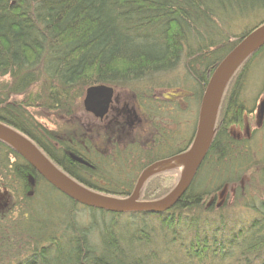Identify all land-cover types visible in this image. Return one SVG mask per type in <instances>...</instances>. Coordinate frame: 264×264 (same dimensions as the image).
<instances>
[{
	"label": "trees",
	"instance_id": "trees-1",
	"mask_svg": "<svg viewBox=\"0 0 264 264\" xmlns=\"http://www.w3.org/2000/svg\"><path fill=\"white\" fill-rule=\"evenodd\" d=\"M262 24L264 0H0V123L84 187L127 198L147 169L188 151L212 72ZM263 57L264 47L227 82L211 146L164 213L84 207L0 141V264H264V201L250 200L264 184V140L231 131L263 92ZM97 86L126 91L141 125L84 129L75 116ZM35 110L63 125L46 128ZM152 178L139 201L171 191L172 178Z\"/></svg>",
	"mask_w": 264,
	"mask_h": 264
},
{
	"label": "water",
	"instance_id": "water-1",
	"mask_svg": "<svg viewBox=\"0 0 264 264\" xmlns=\"http://www.w3.org/2000/svg\"><path fill=\"white\" fill-rule=\"evenodd\" d=\"M262 47H264V24L255 27L243 36L216 66L200 101L197 125L191 145L184 155L179 156L185 160L180 178L174 188L157 201H139L138 194L143 183L153 174L154 168L163 163L147 169L141 175L132 194L127 198L119 199L93 192L71 179L52 164L31 140L1 123L0 141L13 149L55 190L84 207L114 214L164 213L176 205L188 190L211 146L216 114L227 82L236 69ZM112 97L113 91L108 87L97 86L88 89L83 100V108L85 112L102 119L108 111Z\"/></svg>",
	"mask_w": 264,
	"mask_h": 264
},
{
	"label": "rangeland",
	"instance_id": "rangeland-1",
	"mask_svg": "<svg viewBox=\"0 0 264 264\" xmlns=\"http://www.w3.org/2000/svg\"><path fill=\"white\" fill-rule=\"evenodd\" d=\"M248 21L249 20H247L246 22L245 21L240 22L236 28L235 33L242 32L243 31L242 29H245L249 25L252 24L251 22H248ZM257 67H258L257 68L258 72L260 71V74H261L260 78L264 79V57H263V65L260 66V64H259V66H257ZM260 68H261V70H260ZM252 75H257V74L255 72ZM112 91H113L114 102H116L114 109H116L117 111H112L109 114V117L107 118V120L103 121V123H102V121L91 116L89 113L85 112V110L83 108V100L85 97V94H84V97L82 99V110L78 112V116H75L76 120L78 118H80V123L84 126V129H86L87 131H90V132H95V130L97 128H101L104 131H107L110 129L108 124L109 123L111 124L113 122H116L117 124L122 123V122L130 124L128 126L126 124V126L123 128L125 130H130V129L136 128L137 125H141L142 121H141L140 115H139V113L138 114L136 113L134 101L129 96V94L126 91H122V90H113L112 89ZM253 91H254V93H253ZM258 91H259V88H257L256 90L251 89V94L252 93L257 94ZM260 94H261V97H260L261 99L259 100V103H258V110L259 111L257 110L255 116H252V117L245 116L244 117V125L241 126L242 128H239V126H237V127L232 126V128H231L232 134L235 132H242L243 134H246L249 129L251 130L253 128H258L260 126V119H261L260 117L261 116H259L258 114H261V110L263 108L262 104L264 101V94L262 96V91L260 92ZM35 112L37 113V115H35V119L39 123H41L42 125H44L46 128H48L50 130H58L63 125L62 122H60V119L56 118L55 116H52V114L50 112H49L50 114L47 113L48 116H46V112L43 110H35ZM97 140L99 142V141H102L103 139L97 138ZM179 159H182L181 161H183V163H182V165H180L178 167H167V168L162 167L163 165L168 164L169 162L157 165L154 168L153 174H151L146 179V181L149 178H152V177L154 178L156 175L169 176L170 178H172V180L171 181L168 180V188L166 187L164 190H167V192L172 190L174 188V186L176 185L177 181L179 180L180 175H181L183 168H184V166H183V164L185 162L184 158L179 157L175 160H179ZM172 161H170V163ZM263 161H264V159H263ZM261 172L264 175V171L262 170ZM146 181L143 183V185L146 183ZM151 184H154V183L151 182ZM157 185H158L157 183H155L152 186L150 185L148 187V190L147 189L145 190V188H144L143 190L145 192L144 191H142V192H144V194L146 196L147 194L152 192L156 188ZM243 185L244 186L247 185V182H243ZM251 185H252L251 186L252 188L254 187L256 189H254V191L250 192L252 194V197L250 200L253 199L258 204L262 203L264 201V184H262L263 186L262 185L259 186L258 181L256 180ZM233 190H234V187H232L229 191L231 193V196H232ZM227 191L228 190H223V191H221V194H223L224 192L226 193ZM230 193H229V195H230ZM239 217H241L243 219L242 221L245 220V222H247L250 220L251 217H253V215L251 213L247 214L245 212L244 214H240ZM243 224H245V223H243Z\"/></svg>",
	"mask_w": 264,
	"mask_h": 264
},
{
	"label": "flooded vegetation",
	"instance_id": "flooded-vegetation-1",
	"mask_svg": "<svg viewBox=\"0 0 264 264\" xmlns=\"http://www.w3.org/2000/svg\"><path fill=\"white\" fill-rule=\"evenodd\" d=\"M263 94H264V88H263V92H262V96H263ZM261 97V95H258V97H257V100H256V102H255V105L253 106V107H251V109H250V112H253L251 115H248V117H252V116H255V114H256V112H257V110H258V103H259V100L261 99L260 98ZM115 105H116V102H114V98L112 97V101H111V103H110V106H109V108H108V111H107V113L103 116V118L102 119H99V118H96L95 116H93L92 114H90L91 116H93V117H95L96 119H98V120H100V121H105V120H107V118L109 117V114L112 112V111H117L116 109H114V107H115ZM263 108H262V110H261V114H258L259 116H261L260 118V126L258 127V128H253V129H251V130H258V135H259V141H261L262 139L264 140V101H263ZM262 107V106H261ZM259 111V110H258ZM258 122V121H257ZM123 123V122H122ZM121 123H119V125H120ZM105 126V125H104ZM108 126L109 127H114V126H117V123L116 122H113V123H109L108 124ZM250 130V129H249ZM248 130V132L246 133V136L248 135H250V131Z\"/></svg>",
	"mask_w": 264,
	"mask_h": 264
},
{
	"label": "bare ground",
	"instance_id": "bare-ground-1",
	"mask_svg": "<svg viewBox=\"0 0 264 264\" xmlns=\"http://www.w3.org/2000/svg\"><path fill=\"white\" fill-rule=\"evenodd\" d=\"M177 159V158H176ZM182 159H179V160H175V159H173V161L170 163V161H169V163L168 164H165V165H163L162 167L163 168H167V167H178V166H180V165H182V163H183V161H181ZM183 166H184V164H183Z\"/></svg>",
	"mask_w": 264,
	"mask_h": 264
}]
</instances>
